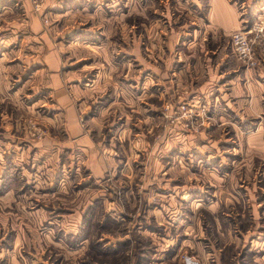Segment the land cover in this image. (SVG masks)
Here are the masks:
<instances>
[{"label": "rangeland", "instance_id": "374dc122", "mask_svg": "<svg viewBox=\"0 0 264 264\" xmlns=\"http://www.w3.org/2000/svg\"><path fill=\"white\" fill-rule=\"evenodd\" d=\"M164 1L0 0V264H264V133L156 84L136 6Z\"/></svg>", "mask_w": 264, "mask_h": 264}, {"label": "crops", "instance_id": "0c3cea01", "mask_svg": "<svg viewBox=\"0 0 264 264\" xmlns=\"http://www.w3.org/2000/svg\"><path fill=\"white\" fill-rule=\"evenodd\" d=\"M234 1L175 0L173 3L164 1L158 4L160 12L157 13V18L152 22L148 20L146 25L145 14L152 10L153 5L140 4L136 6V10L137 15L143 17V25L140 26L144 30L142 35L150 37L153 43L158 41L161 35L167 38L165 49L157 50L154 54L156 59L151 66L153 73H158L160 76L156 79V84L168 78V83L171 84L173 80L176 86L182 81L185 82V85L188 84L187 86L192 90L201 92L198 97H201L207 105L212 104L216 116L221 121L226 122L228 116L235 113L240 123L244 124V128H238L241 131L240 136L248 137V141L255 144V140L264 133V123L259 116L264 114V95L261 94V90L264 89V52L255 51L257 60L252 67H245L233 56L228 41L229 35L240 29L251 18L250 10L248 15L246 14L247 7L244 6L246 2L240 1L238 5ZM157 7L155 6L153 10L156 11ZM251 10H253L252 17H260L264 14V4ZM153 43H149V51H153ZM142 53L140 52L142 57L144 54L149 56ZM161 68L165 70L170 68V75L166 72L168 70L160 74L158 70ZM52 79L54 89L52 86L49 88L56 92V101L64 104L67 97L63 92L62 82ZM245 88H248V92ZM72 89L75 93L76 87ZM196 97L197 95L192 99L195 101ZM245 114L256 119V124L246 122ZM74 119L71 115L69 119L67 118L69 122L66 120L73 133L77 131L75 123H72ZM78 143L88 144V153H92L91 156L88 154L89 158H87L90 159L88 164L92 166V173L97 175V165L100 162L98 151L95 146L90 148L89 140L85 137H80ZM92 156L96 159L92 160ZM159 261L152 264H162Z\"/></svg>", "mask_w": 264, "mask_h": 264}, {"label": "built area", "instance_id": "2783aa9c", "mask_svg": "<svg viewBox=\"0 0 264 264\" xmlns=\"http://www.w3.org/2000/svg\"><path fill=\"white\" fill-rule=\"evenodd\" d=\"M34 8L37 9V0H32ZM229 46L233 56L245 67H252L256 62L255 51L260 50L264 52V14L248 24L246 22L240 29L230 33ZM190 108L187 106H180L175 109L178 118L181 116H191ZM183 264H197V261L189 255L182 256Z\"/></svg>", "mask_w": 264, "mask_h": 264}]
</instances>
